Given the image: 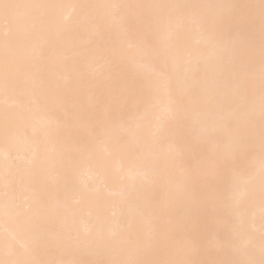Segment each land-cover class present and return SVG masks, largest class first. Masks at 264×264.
<instances>
[{
  "label": "bare ground",
  "instance_id": "bare-ground-1",
  "mask_svg": "<svg viewBox=\"0 0 264 264\" xmlns=\"http://www.w3.org/2000/svg\"><path fill=\"white\" fill-rule=\"evenodd\" d=\"M7 2L59 7L20 9L19 19L0 13V259L10 258L7 244L32 242L34 258L58 264L125 258L218 264L246 258L237 247L249 235L259 259V7L235 10L256 17L248 50L237 39L242 24L210 35L185 21L171 40L161 24L144 43L139 28H126L120 18L155 17L160 9L103 6H258L260 0ZM197 12L228 16L233 10ZM100 18L105 26L98 32ZM6 47L21 67L7 82ZM237 79L245 93L255 92L250 154L238 143L226 147L221 128L242 103L234 96ZM169 90L182 107L161 130ZM17 209L27 215L18 217ZM89 231L91 244L68 239ZM40 233L56 238L37 245Z\"/></svg>",
  "mask_w": 264,
  "mask_h": 264
},
{
  "label": "snow or ice",
  "instance_id": "snow-or-ice-1",
  "mask_svg": "<svg viewBox=\"0 0 264 264\" xmlns=\"http://www.w3.org/2000/svg\"><path fill=\"white\" fill-rule=\"evenodd\" d=\"M32 7H50L56 8L58 5H24L9 3L7 0H0V13H3L6 19L13 18L19 19L16 14L20 9H27ZM85 7H95V6H85ZM103 7L110 8H157L160 9V14L155 17L148 16L145 17L141 14H137L135 17H129L127 15L121 16V24L128 27H138L140 31L141 41L147 43L152 36L153 30L164 25L168 38L174 39L178 33L179 27L185 21L195 22L199 27L205 28L209 31L210 35L214 34L216 30L223 29L231 32L232 28L237 24H242L244 26L243 32L237 33V39L243 40L248 47V50L254 44L255 40V26L256 17L252 14H237L235 10L251 9L259 7V25H260V87H259V114H258V134H259V147L262 156V168H264V0H260L259 5H236V4H225V5H105ZM202 8H221L233 10V13L228 16H202L197 10ZM178 10H188L187 13ZM174 17H176L174 19ZM105 24L103 18H100L97 22V31L103 30ZM243 49L241 50V54ZM14 65V66H13ZM21 70L18 61H14L7 50L5 51L4 60V77L7 82L10 75L17 74ZM162 77L167 78L165 75V70L162 69ZM234 96L238 97L242 103L236 105L234 111L228 116L224 117L221 122V128L224 132L226 138V147H231L233 144L238 143L240 150L242 152L250 154L254 151L255 144L254 138L257 131V113H256V100L255 92L253 89H249L246 93L242 82L237 79L235 82ZM170 102L166 109V115L161 116V125L163 130L164 126L169 124L176 116L177 112L180 111L182 105L179 100L172 98L171 90H169ZM107 119V117H106ZM241 121L243 126L241 127ZM103 122L98 127H102ZM119 143H125L126 137L121 136L119 138ZM14 185V181L10 182ZM6 210L8 206H5ZM18 217H25L27 215V210L17 209ZM27 221H23L22 225H26ZM56 237H52L46 234H37L35 236L34 242L37 245L48 244ZM15 239V237H13ZM68 239L73 240L77 243L91 244L94 242V237L92 233L86 232L83 237L79 233L72 236L69 234ZM254 237L249 235L247 240L242 244L238 245L237 251L241 252L246 258L233 259L228 261H221L218 264H264V231L260 235V258L256 259L252 255V244ZM8 251L7 255L10 257L8 259H0V264H58L54 260H41L34 258L35 249L32 246V242L20 243L17 248L15 244L6 245ZM195 251V249H194ZM78 264V262H77ZM93 264H207L204 261H198L195 259H188L182 261L173 260H152V259H135V258H125V259H110V260H98L93 262Z\"/></svg>",
  "mask_w": 264,
  "mask_h": 264
}]
</instances>
